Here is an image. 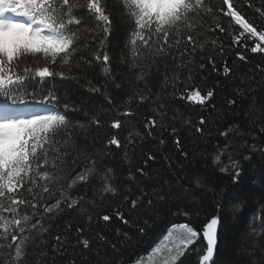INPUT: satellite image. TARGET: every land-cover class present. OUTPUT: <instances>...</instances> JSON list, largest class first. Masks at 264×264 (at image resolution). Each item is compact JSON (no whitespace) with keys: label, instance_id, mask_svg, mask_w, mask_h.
<instances>
[{"label":"snow or ice","instance_id":"1","mask_svg":"<svg viewBox=\"0 0 264 264\" xmlns=\"http://www.w3.org/2000/svg\"><path fill=\"white\" fill-rule=\"evenodd\" d=\"M222 3L227 5V10L221 11L239 26L236 32H229L232 44L252 53H264V28L246 19L234 0H222ZM116 4L119 5L121 18L130 25V61L138 69L137 79L144 81L145 85L154 71L163 68L165 85L171 84L175 90L180 81V70L196 67L197 54L203 53L209 43L217 45L216 39L209 41L203 32L198 31L203 27L200 22L202 15L213 12L207 0H0V264H28L30 249L36 257L35 264H55V257L65 254L68 248L73 251L79 249L78 254L85 260L89 254L99 257L100 250L105 246L117 250V245L102 233L85 236L83 226L73 229L71 224L66 226L69 235L54 237L51 254L42 247L52 227L45 220L51 221L65 212L75 211L86 224L91 225L92 210L98 202L120 192L113 182V169H101L97 159L71 141L68 134L75 123L68 112L77 108L60 86L62 81L78 80L73 73L82 67V61L88 63L85 53H98L96 41L102 46L112 35L115 29L112 8ZM247 6L252 7L250 0ZM256 11L264 17V10L258 8ZM216 29L221 33L228 31L220 24L210 31ZM250 39L254 45L249 49ZM93 58L101 61L104 73L110 75L107 52L94 54ZM237 58L246 61L241 52L237 53ZM167 59L173 62L171 67L167 65ZM200 59L203 60L204 56L201 55ZM208 63L215 68L211 56ZM204 67L203 63L199 64V68ZM223 74L229 78L235 75L227 64L223 67ZM191 76L189 71L188 79ZM184 88L187 91L188 85L185 84ZM93 90L99 91L97 88ZM233 91L236 96L247 98L245 93L254 89L236 85ZM147 95V92L136 93L135 97L142 103ZM213 96L212 89L202 93L197 87L187 91L186 98L197 105L214 108V104L210 103ZM228 103L236 106L237 100L230 98ZM158 107L157 117L161 119L153 117L149 122L151 128L158 123L160 127H166L162 122L167 116L163 101ZM121 114L133 115L130 110H123ZM248 115L255 122L251 106ZM259 119H264V109L260 110ZM183 123L194 129L199 137L207 139L212 135L211 127L216 118L213 112H209L202 114L195 125L190 119H185ZM91 124L99 127L101 120L93 116ZM111 127L119 129L121 122L115 120ZM261 130L264 131V128ZM170 131L175 136L178 129L173 126ZM238 132V126H229L219 135L231 139ZM128 142L133 143L131 135ZM160 143L165 141L162 139ZM174 143L185 161L189 164L196 162L197 153L184 150L178 136ZM111 145L120 148L121 141L113 136L108 141V146ZM230 147L226 143L224 148L217 149L210 166L228 176L231 187L209 188L206 176L195 175L186 179L180 174L168 184L162 183L158 189L154 187L151 192L138 186L134 196H124L130 212L151 211L158 204L167 205L182 200L184 206H178L173 214L188 217L189 220L193 215V211L186 210L189 201L193 210L197 208L198 195L210 194L214 201V214L199 229L189 221L171 225L157 244L144 256L137 257L133 264H178L192 245H197L192 251L200 248L197 241L203 244L199 264H218L217 251L221 238L226 230L239 222V214L246 203L234 191L240 184L243 168L241 160L228 151ZM252 147L255 148L254 145ZM261 151L264 153V149ZM80 159L87 162L80 172L73 175V168ZM242 159L250 160L251 155L244 154ZM154 160L156 157L148 154L144 163ZM136 173L140 177L149 175L141 167L136 168ZM128 179L135 182L137 176L130 171ZM261 182L264 183V180ZM81 185L91 191L90 196L79 188ZM115 218L125 225L131 223L119 210ZM98 219L110 224L114 217L105 213ZM255 219L259 220L258 228L249 223L246 235L257 237L264 234V211L253 213L250 221ZM145 224H148L147 220ZM73 230L78 236L71 242ZM138 231L143 235L146 229L140 227ZM117 235H122L124 240L131 239L126 232L117 230ZM70 264H76L75 259Z\"/></svg>","mask_w":264,"mask_h":264},{"label":"trees","instance_id":"2","mask_svg":"<svg viewBox=\"0 0 264 264\" xmlns=\"http://www.w3.org/2000/svg\"><path fill=\"white\" fill-rule=\"evenodd\" d=\"M207 2L213 12L202 15L200 22L203 27L198 31L203 32L209 41L216 39L217 45L213 46L209 43L203 53L197 54L196 67L180 70V81L177 82L175 90L171 84L165 85L163 68L161 71H154L147 78L146 85L144 81L137 79L138 69L134 68L130 61V25L121 18L118 4L112 8L115 20L112 35L102 46L98 40L96 41L98 53H85L88 63L84 64L82 61V67L75 69L73 73L78 80L61 82V88L77 108L76 111L68 112L69 118L75 123V127L68 134L71 141H74L80 150L97 159L101 169H113L115 177L113 182L120 192L117 196H106L103 202H98L92 210L91 225L86 224L75 211L65 212L51 221L45 220V223H51L52 227L46 234V243L42 247L49 250L50 254L55 243L54 237L69 235L66 232L68 224H71L73 229L83 226L85 236L100 232L111 243L117 245V250L105 246L100 250L99 257L89 254L87 260L78 254L79 249L73 251L72 248H68L65 254L55 257V264H70L72 259H75L76 264H133L137 257L144 256L157 244L171 225L189 221L199 229L214 214V201L210 194L196 197L195 210L192 209L189 201L186 210L193 211L190 220L188 217L173 214L178 206H184L182 200L167 205L158 204L151 211L130 212L124 202V196H134L138 186H143L145 191L151 192L154 187L158 189L162 183L168 184L180 174L186 179H192L195 175L206 176L209 188L231 187L229 177L210 166L215 151L224 148L226 143L231 145L228 151L233 152L234 157L241 160L243 173L240 184L234 188V191L238 192L246 203L242 213L239 214V222L226 230L221 238L222 243L218 245L217 251L218 264H264L262 258L264 234L257 237L246 235L249 232V223L253 227L259 226V220L250 221V217L253 213L259 214L260 211H264V183L261 182L264 180V153L261 151L264 149V131L261 130L264 128V119H259V112L264 109V53H252L232 44L229 32H236L239 26L224 14L227 5L223 4L222 0H207ZM248 2L249 0H234V4L239 6L238 10L246 19L259 28H264V17H260L256 11L258 8L264 10V0H250L252 7L247 6ZM217 24L228 31L224 33L219 32L218 29L210 31L215 29ZM253 45L254 41L248 40V48ZM104 52L110 57V75L104 73L102 62L93 58L94 54L102 55ZM238 52L245 55L246 61L237 58ZM201 55L204 56L203 60L200 59ZM209 56L214 59L215 68L208 63ZM201 63L206 67L199 68ZM172 64L173 62L167 59V65L171 67ZM225 64L235 73L231 78L223 74ZM189 71L192 73L191 79L187 77ZM185 84L188 85L187 91L198 87L203 93L212 89L214 96L210 103L214 104V108L189 101L186 98ZM236 85L254 91L245 93L247 98H242L236 96L233 91ZM93 88L99 91H94ZM146 92L148 95L145 101L139 102L135 94ZM181 96L185 98L182 99ZM230 98L237 100L236 106L228 103ZM161 101L165 105L164 111L167 112V116L162 120L166 127L162 128L158 123L156 127L151 128L149 122L153 117H157ZM250 106L256 117L255 122L248 115ZM123 110H130L133 115H122ZM209 112L214 113L216 123L212 125V135L207 139L199 137L194 129L183 123L185 119H190L195 125L202 114L207 115ZM93 116L101 120L99 127L91 124ZM157 119L161 118L157 117ZM115 120L121 122L119 129L111 127V123ZM79 125L84 127L81 128ZM173 126L178 129L175 136L170 131ZM229 126H238L239 132L233 134L231 139L220 136L219 133ZM130 135L133 138L131 144L128 142ZM113 136L121 141L120 148H116L115 145L108 146V141ZM176 136L180 138L184 150L197 153L194 164L184 160L174 143ZM162 139L165 141L163 144L160 143ZM148 154L154 155L156 160L145 164ZM244 154H250L251 159L243 160ZM224 159L226 160L227 157L225 156ZM86 162L84 159L78 160L73 168V175L80 172ZM170 164L171 168H169ZM137 167L145 168L149 175L140 177L136 173ZM130 171L137 176L135 182L128 179ZM79 188L91 195V191L85 186L81 185ZM52 202L48 201V203ZM117 210L122 211L130 219L129 225L115 218ZM105 213L114 217L110 224L98 219ZM146 220L151 227L145 224ZM140 227L146 229L143 235L138 231ZM117 230L120 233H128L131 239L124 240L122 235H117ZM77 236L78 234L73 230L70 234L71 242H74ZM197 244L200 248L192 251L193 248H197V245H192L180 258L178 264H199L203 244L201 241H197ZM35 260L36 257L31 254L30 249L28 264H35Z\"/></svg>","mask_w":264,"mask_h":264},{"label":"rangeland","instance_id":"3","mask_svg":"<svg viewBox=\"0 0 264 264\" xmlns=\"http://www.w3.org/2000/svg\"><path fill=\"white\" fill-rule=\"evenodd\" d=\"M186 253V252H185Z\"/></svg>","mask_w":264,"mask_h":264}]
</instances>
